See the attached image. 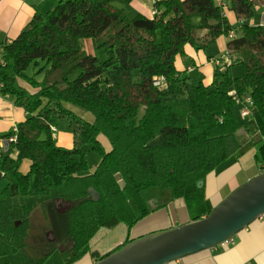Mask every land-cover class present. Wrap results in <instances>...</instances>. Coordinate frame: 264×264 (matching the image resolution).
<instances>
[{"label":"trees","instance_id":"trees-1","mask_svg":"<svg viewBox=\"0 0 264 264\" xmlns=\"http://www.w3.org/2000/svg\"><path fill=\"white\" fill-rule=\"evenodd\" d=\"M132 1L58 0L51 10L36 11L11 41L0 38V92L25 113L15 131L0 135L8 144L0 153L6 180L0 264H73L86 253L96 256L90 241L103 223L116 218L130 228L151 213L141 194L147 189L182 200L191 220L204 218L213 210L204 192L207 175L253 140L264 149V21L243 22L264 10V0L223 6L157 0L151 16H130L125 5ZM227 12L242 24L233 25ZM220 36L231 64L207 86L183 76L176 56L187 46L205 49ZM233 65L244 73L232 76ZM246 98L252 106L238 134L234 108ZM61 123L72 135L71 148L55 142L52 128ZM87 147L101 156L92 172ZM25 159L30 166L22 173ZM57 204L69 205L59 240L31 224L35 213L46 222ZM33 232L44 237L36 255L27 245Z\"/></svg>","mask_w":264,"mask_h":264},{"label":"crops","instance_id":"crops-1","mask_svg":"<svg viewBox=\"0 0 264 264\" xmlns=\"http://www.w3.org/2000/svg\"><path fill=\"white\" fill-rule=\"evenodd\" d=\"M57 1L0 0V38L11 41L30 21L36 11L51 10ZM143 1L149 2L150 5L147 6ZM155 1L157 0H134L128 6L133 13L151 16ZM227 17L233 25H238L233 13L227 12ZM85 47L89 49L92 44L88 43ZM186 51L191 57L194 56L192 47H187ZM191 59V61H187V69H191L193 64L197 65L198 63L195 56ZM175 64H177L176 61ZM24 118L25 113L22 108L15 104L14 98L9 94L0 92V135L13 131L17 123L23 121ZM89 120L92 119L89 118ZM53 137L58 146L72 147V135L69 132L57 129L53 133ZM253 137L259 139L260 135L257 133ZM261 140L264 144V136H261ZM261 145L255 144L254 140L249 142L237 155L231 156L234 157V160L229 157L207 175L204 182V192L211 209L219 205L240 185L264 171V149L260 150ZM7 146L5 140H0V153L6 150ZM4 180L3 173L0 172V184ZM170 201L172 202L165 206L163 201L155 200L154 206L151 207V213L130 227L124 239L105 246L95 243L90 248L96 251V256L86 253L73 264H94L99 256L110 254L119 246L133 239L192 221L191 214L182 200ZM233 239V245L219 244L168 264H264V214L233 236Z\"/></svg>","mask_w":264,"mask_h":264},{"label":"water","instance_id":"water-1","mask_svg":"<svg viewBox=\"0 0 264 264\" xmlns=\"http://www.w3.org/2000/svg\"><path fill=\"white\" fill-rule=\"evenodd\" d=\"M63 208L58 212L69 205ZM263 214L264 171L232 191L206 217L133 239L94 264H168L217 246Z\"/></svg>","mask_w":264,"mask_h":264},{"label":"rangeland","instance_id":"rangeland-1","mask_svg":"<svg viewBox=\"0 0 264 264\" xmlns=\"http://www.w3.org/2000/svg\"><path fill=\"white\" fill-rule=\"evenodd\" d=\"M145 4L147 6L150 5L149 2H145ZM115 6L120 8L121 4L117 2L115 3ZM125 10L128 14H130V16L136 14L133 13L132 9L128 5L127 6L125 5ZM263 16H264L263 11H259L255 13L252 17L248 19H243V22L249 25H258L263 22ZM240 22L242 21L240 20L236 23H238L239 25ZM186 48H185V54H178L176 56L175 61L177 62V64H175V66L180 71H184V72L186 71L185 73L182 72V75L190 76L189 78L192 81H199V78H201V81L205 86L212 83L214 74L217 71H224L226 69V66L227 65L229 66L232 61L230 57L225 54L226 53L225 36H220L215 40V42L208 45L205 49H200L199 51H196L194 48H192V53L196 58V62H198L197 65H199L198 68L199 72L197 73L192 69H187V61L189 60V57H191V55L188 54ZM94 54H98V52L95 51ZM98 56L102 57V55L100 54H98ZM194 56L192 55V57ZM216 62H218V65H216ZM229 71L234 77L241 76L244 73V69L241 65H233L229 68ZM200 74L204 76L201 77ZM80 111L83 112V110ZM83 114H85L84 119L86 118V116L92 118V116L86 111H84ZM234 114L237 122L239 123V127L237 129V133L239 134L243 130L242 122L246 120V118L241 116L239 105L235 106ZM59 129L63 132L67 131L63 123L59 125ZM98 140L101 143V145L104 147L105 151L110 150V143L107 140V138L101 135L98 137ZM243 148L244 146L242 147V149ZM100 159L101 156L99 153L94 152L87 147L85 153V160L87 162L90 171L96 168ZM230 159L234 160V157H231ZM29 166H30V162L25 159L21 162L19 169L22 173H26L29 170ZM5 181L6 180H4V182L0 184V192L6 186ZM141 194L149 209H151V207L154 206L155 200L159 202L163 201L165 206L169 202H172L170 201L168 192L166 191H160L157 189H147L142 191ZM63 206L62 204H57V211L55 209H49L47 211L46 222L44 223L39 221L38 215L37 213H35L32 216L33 223L31 224L34 225L36 228H40L41 229L40 232L42 234L45 231H49L50 232V235L48 236L49 239L53 238L57 240L58 238L59 239L63 238L66 234L67 226H68V215L66 214V210L63 213H58V210L64 209ZM128 231H129V227L127 226V224L116 218H111L105 223H103V225L98 230V232L93 236V238L90 241V247L95 243L105 246L112 242H117L119 240H122L126 237ZM27 242H28L27 243L28 251L32 255H36L38 253V248L40 244L44 242V237L39 236L38 234H36V232H33V234H30V237L28 238Z\"/></svg>","mask_w":264,"mask_h":264},{"label":"built area","instance_id":"built-area-1","mask_svg":"<svg viewBox=\"0 0 264 264\" xmlns=\"http://www.w3.org/2000/svg\"><path fill=\"white\" fill-rule=\"evenodd\" d=\"M226 1L227 0H215L216 4L217 5H225L226 4ZM234 36V33L233 32H230L228 34V38L230 37H233ZM2 63V61L0 60V64ZM216 64L218 65V62H216ZM2 85L0 84V89H1ZM245 104L243 105V107L240 109V114L242 117L246 118L249 116L250 114V109H249V106H252V102L249 98H246L245 100ZM16 129H14L15 131ZM52 131L53 133L56 131L55 128H52ZM14 140V137H11L9 138V141H13ZM221 245H224V246H229V245H233L234 244V239H233V236L230 237V238H227L226 240L222 241L220 243ZM219 245V244H218Z\"/></svg>","mask_w":264,"mask_h":264},{"label":"flooded vegetation","instance_id":"flooded-vegetation-1","mask_svg":"<svg viewBox=\"0 0 264 264\" xmlns=\"http://www.w3.org/2000/svg\"><path fill=\"white\" fill-rule=\"evenodd\" d=\"M48 236L50 235V234H47Z\"/></svg>","mask_w":264,"mask_h":264}]
</instances>
